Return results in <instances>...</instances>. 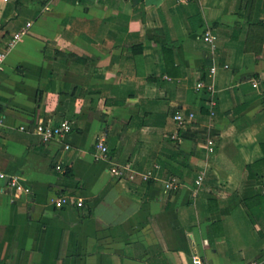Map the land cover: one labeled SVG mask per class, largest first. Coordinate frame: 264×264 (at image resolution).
Masks as SVG:
<instances>
[{
  "label": "crops",
  "instance_id": "0c3cea01",
  "mask_svg": "<svg viewBox=\"0 0 264 264\" xmlns=\"http://www.w3.org/2000/svg\"><path fill=\"white\" fill-rule=\"evenodd\" d=\"M15 1L0 0V51L30 26L0 71V171L31 193L15 195L0 180V264H192L194 255L264 264V166L255 164L264 146V0ZM48 47L94 59L59 78L69 94L76 86L67 117L57 113L66 96L45 91L37 102L53 78ZM209 63L212 118L199 113L195 89ZM177 112L199 124L178 129ZM38 119H68L72 130L43 143L31 133ZM180 152L191 153L187 161ZM121 165L156 179L110 173ZM170 177L176 190L164 188ZM65 195L82 206H57Z\"/></svg>",
  "mask_w": 264,
  "mask_h": 264
},
{
  "label": "built area",
  "instance_id": "2783aa9c",
  "mask_svg": "<svg viewBox=\"0 0 264 264\" xmlns=\"http://www.w3.org/2000/svg\"><path fill=\"white\" fill-rule=\"evenodd\" d=\"M79 1V0H76ZM30 26V22H27L25 27L19 29L16 31L11 39L6 44V49L3 51H0V71L3 69L4 60L6 57V50L13 46L17 41L21 39V37L27 32L28 27ZM202 39L204 42L208 43L211 49H214L215 42H216V36L209 30L206 29L202 33ZM215 68L212 66L209 68V74L214 72ZM252 85L254 87L257 86V81L253 80ZM195 89L197 91H205L208 94V99L206 103L209 106V117L212 118L214 116V110L213 108L216 106V99H215V89L213 85L205 84L202 80L198 81L195 85ZM194 117V113L189 112L187 115H184L180 112H177L173 119L176 122L177 128L181 129L186 126L187 123L191 122L192 118ZM6 125V116L5 114L0 112V131L5 127ZM19 131H28L27 126L25 125H19L17 127ZM72 130V123L68 119H62L58 123H51L48 120L45 119H38L35 121L33 128L31 130V133L36 135L39 140L43 143H47L53 139H58L59 137H63L66 134L70 133ZM178 136L177 131L172 135L173 138H176ZM213 140L211 138H208L206 141V149L207 152L211 153L213 151ZM97 149L99 150V157H105L107 153V147L103 143V139H99L98 143L96 144ZM69 145L66 144L65 148H68ZM57 170H61L62 167L60 164L56 165L55 167ZM110 173L118 178H129L131 180L134 179L135 176L140 177L143 181H148L151 179H156V174L152 170L147 171H137L129 168L127 165H121V166H112L110 168ZM204 174L200 172L196 179H195V185L199 186L203 181ZM0 180H2L5 183V187L9 188L13 194L17 195L20 193L29 194L31 193L30 187L26 186L24 182L18 177L17 175L13 174H7L5 172L0 171ZM178 181L174 177H170L167 180L164 181V188L167 191H173L178 188ZM262 193L264 194V185L262 186ZM55 203L57 206H64L69 203H75L77 206H82L81 200H75L74 198H71L67 195L60 196L56 198ZM192 264H203L200 257L197 255L192 256L191 259ZM255 264V263H253Z\"/></svg>",
  "mask_w": 264,
  "mask_h": 264
},
{
  "label": "trees",
  "instance_id": "16d2710c",
  "mask_svg": "<svg viewBox=\"0 0 264 264\" xmlns=\"http://www.w3.org/2000/svg\"><path fill=\"white\" fill-rule=\"evenodd\" d=\"M19 1L20 0H16L15 4H17ZM36 1L39 2L40 6H44L45 3L48 0H36ZM136 1H139V0H136ZM38 14H39V12H34L29 17L36 18ZM196 16H197L198 21H199L198 24L200 25L202 23V20H201L199 14L196 15ZM18 30L19 29H17V31ZM133 46H136L135 47L136 48V52L137 51L140 52L142 50V45H140V44H136V45H133ZM43 52H44V59L46 61L52 62V77L53 78H52V82H51L50 85H45L43 88L38 90L37 102L38 103L40 102L42 94L45 91L54 92V93H57L58 95L66 96V101H60L59 102V106L57 108V113L60 116L67 117L68 116V114H67V106L69 104L68 96L71 95L73 97L74 92L76 90V86L72 88V92L69 94L68 91H67L69 85L67 83H63L62 87H61L60 84H59V78L61 77V74H63L64 70H67L70 67H74L76 69H82L86 65L90 64V62L93 61L94 59L89 57V56H87V55H77L74 52L65 51V50L54 48V47H51V48L48 47V48L44 49ZM207 61L210 62V58L209 57H208ZM208 66L210 68V63L208 64ZM202 81L205 84H210L209 71L204 73ZM81 89H83V87ZM207 99H208V94H207V92L203 91L202 94H201V106L199 108V113L202 116H208L209 115V106L206 103ZM213 110H214V116L213 117H215L217 115V112H218L216 106L213 108ZM199 121H200V119L196 120L195 116L191 120L192 124H199ZM17 139L18 140H23L22 138H17ZM261 148H262V152H263V158L260 161L255 162V164H262L264 166V146L262 145ZM190 154H186L184 152H180V156L182 158L181 160L183 162L187 161L189 156H190ZM192 170L193 171H198V168H195V169L192 168V167L189 168V170H188L189 174L192 173ZM68 172H69V169L66 168L65 173H68ZM174 175L175 174H172V176H174ZM136 177H138V176H135L133 180H135ZM261 177L263 178V182H264V173H263V175ZM147 182H150V180H148Z\"/></svg>",
  "mask_w": 264,
  "mask_h": 264
}]
</instances>
